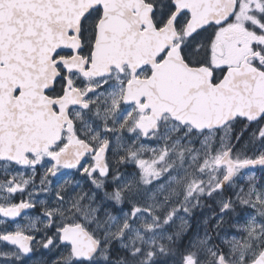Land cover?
<instances>
[{
  "label": "snow or ice",
  "instance_id": "snow-or-ice-1",
  "mask_svg": "<svg viewBox=\"0 0 264 264\" xmlns=\"http://www.w3.org/2000/svg\"><path fill=\"white\" fill-rule=\"evenodd\" d=\"M37 249L264 264V0H0V264Z\"/></svg>",
  "mask_w": 264,
  "mask_h": 264
},
{
  "label": "rangeland",
  "instance_id": "rangeland-1",
  "mask_svg": "<svg viewBox=\"0 0 264 264\" xmlns=\"http://www.w3.org/2000/svg\"><path fill=\"white\" fill-rule=\"evenodd\" d=\"M212 209L211 208H203V209H197L195 212V215L190 218V224L191 228L189 229L190 231H195L197 229H200L201 232L203 231V219L205 216L211 214ZM229 231H231L229 229ZM55 252V251H54ZM56 255H58L57 252H55ZM56 260V258H51L47 260L46 258L43 259L42 257L34 262H29L28 264H53V261Z\"/></svg>",
  "mask_w": 264,
  "mask_h": 264
},
{
  "label": "flooded vegetation",
  "instance_id": "flooded-vegetation-1",
  "mask_svg": "<svg viewBox=\"0 0 264 264\" xmlns=\"http://www.w3.org/2000/svg\"><path fill=\"white\" fill-rule=\"evenodd\" d=\"M257 175H260V173H257ZM38 179V178H37ZM43 258V259H47V260H49V259H51V258H58V255H56L55 254V252L53 251V252H48L47 250H45V249H37L34 253H33V255L31 256V258L28 260V263L29 262H34V261H36V260H38V259H40V258Z\"/></svg>",
  "mask_w": 264,
  "mask_h": 264
},
{
  "label": "water",
  "instance_id": "water-1",
  "mask_svg": "<svg viewBox=\"0 0 264 264\" xmlns=\"http://www.w3.org/2000/svg\"><path fill=\"white\" fill-rule=\"evenodd\" d=\"M32 255H33V254H32ZM32 255H31V256H32Z\"/></svg>",
  "mask_w": 264,
  "mask_h": 264
}]
</instances>
